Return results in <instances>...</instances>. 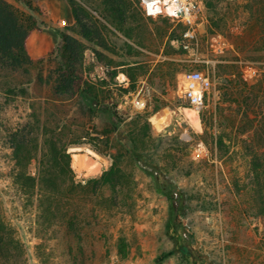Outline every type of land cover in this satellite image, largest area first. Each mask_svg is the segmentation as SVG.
<instances>
[{"label":"rangeland","instance_id":"374dc122","mask_svg":"<svg viewBox=\"0 0 264 264\" xmlns=\"http://www.w3.org/2000/svg\"><path fill=\"white\" fill-rule=\"evenodd\" d=\"M43 1L40 2L48 12L51 27L41 33L52 31V39L57 40L58 45L60 36L56 29L72 27L74 18L72 24L57 25ZM47 1L52 5L58 0ZM201 1L203 14L187 41L190 49L186 52L175 41L185 40L184 34L189 28L182 21L166 17L145 16L149 19V31L141 46L113 29L114 50L97 47L114 62L112 64L104 58L99 61L94 49L87 45L85 80L100 84V95L109 98L105 106L114 108L121 119V127L129 130L138 144L145 141L151 156L146 163L133 162L127 156L120 158L128 186L122 190L117 188L116 193L104 190L105 197L113 195L117 207L107 212L98 206L99 219L84 225L82 240L65 229L58 228L52 233L54 226L51 230L46 229V233L40 232V227L38 231L37 203L28 202V197L12 183L6 140V132L24 123L31 110L29 105L37 103L38 106V102L26 100L5 107L4 99L0 97V219L9 226V235L16 240L7 264H106L112 256L141 264H191L194 252L190 250V257H186L179 251L178 243L171 236V219L175 229L188 236L191 244L197 243L209 264H264V218L257 215L258 201L249 191L256 176L252 157L244 151L239 156L234 148L223 154L211 147L215 136L222 134L231 139L233 145L241 139L247 140L249 135L253 136L257 123L264 119L262 108H251V113L259 114L258 117L249 114L252 126L248 124L251 122L248 118L242 119L241 114H236V108H225L221 114L216 108L222 101L221 95L229 92L226 89L229 83L240 85L238 90L249 94V87L256 84V73L262 67L257 61L260 55L247 49L241 53L230 43V40L235 41L233 33L241 34L243 30L240 25L243 18L238 17L241 0H228L234 2L231 12H223L226 19L220 16L226 27H217L210 22L207 0ZM65 2L68 4L67 0ZM138 7L141 9L139 3ZM48 40L47 45L51 46L50 36ZM235 42L239 47L242 44L240 40ZM33 43L37 46L40 41ZM57 45H53L52 51ZM249 56L256 58L250 60ZM237 58L243 61L238 62ZM246 61H250L249 70L254 76L246 77L247 86L243 82L240 84L239 77L230 81V77L218 76L224 71V68L216 70L218 64L225 66L224 75L237 74L238 70H246ZM188 71H202L213 82L199 111L198 126L188 118L190 111L187 110L192 107L184 102L179 87L180 76ZM39 94L38 90H29L28 97ZM49 108H57L54 121L67 123L75 134L73 138L80 140V144L69 149L71 168L77 180L86 184L100 178L112 166V154L118 155L123 150L115 145L111 149L106 147L108 138L110 144H115L114 135H102L110 126L109 116L87 112L81 116L80 108H86L82 99ZM146 117L151 126L147 137L144 132ZM238 123L246 127L242 137L234 128ZM208 129L213 132V137L207 141L204 135ZM95 146L108 152L101 154ZM74 155H81L85 171L73 166ZM158 168L176 187L173 202L157 185ZM180 194L184 195L183 202ZM89 200L86 210L96 201Z\"/></svg>","mask_w":264,"mask_h":264},{"label":"trees","instance_id":"16d2710c","mask_svg":"<svg viewBox=\"0 0 264 264\" xmlns=\"http://www.w3.org/2000/svg\"><path fill=\"white\" fill-rule=\"evenodd\" d=\"M40 1L0 0V97L4 99L5 107L26 100L38 102V106L37 103L29 105L31 110L24 123H19L14 129L6 132L10 152L9 172L13 185L22 195L28 197L27 201L37 203L38 231L41 228L40 232L46 233V229L51 230L54 226L52 233L58 228L65 229L82 240L84 225H91L99 219L98 206L107 212L117 207L113 195L105 197L104 190L116 193L117 188L128 186L120 158L127 156L133 162L146 163L151 156L145 141L138 144L133 134L121 127V119L114 108L105 106V101L109 98L100 95V84L85 80L84 54L89 45L94 49L99 61L104 58L110 64L114 63L99 52L97 47L105 51L114 50L111 39L115 36L113 29L127 40L141 46L145 34L149 31V19L145 17L142 6L141 9L138 7L141 0H67L74 25L57 28L60 41L56 49L49 54L32 58L30 43L33 34L51 27L48 24V12ZM228 3L229 5H226ZM232 4L234 2L230 3L228 0H207L210 22L217 27H226L220 16H225L226 19L223 12H231ZM239 5L241 14L238 17L243 18V24H240L243 30L241 34L233 33V37L242 44L239 47L235 41L230 40V43L241 53L244 49L252 54L259 53L257 61L263 69L261 67L256 73V84L249 87V94L238 90L240 85L229 83L226 87L229 92L220 94L222 101L216 108L220 114L225 108H236V114H241L242 119L248 118L247 120L251 121L248 124L252 126L253 120H250L249 116L254 114L258 117L259 114L256 111L251 113V108H262L264 111V0H241ZM180 49L185 51L182 47ZM249 57L250 60L256 58ZM236 61L243 60L237 58ZM246 62L245 65L250 66V61ZM233 67L237 69V66ZM223 68L224 71L218 76L225 79L230 77V81L239 77L240 84L243 82L247 86L245 69L238 70L237 74L224 75L225 66L218 64L216 70ZM29 90H38L41 94L28 97ZM76 99L84 100L86 106L84 109L80 108L81 116L86 112L102 117L109 116L110 126H107L102 135H114L115 144H110L108 138L106 147L111 149L115 145L123 149L118 155L112 154L113 164L100 178L89 180L86 184L77 180L71 168L69 149L80 144V140L73 138L75 134L67 123L54 121L53 118L57 115L54 110L57 108H49ZM150 128L149 118L146 117L145 137ZM234 128L239 137L246 134V127L240 123L234 125ZM212 133L211 129L206 130L204 139L208 141L209 137H213ZM206 140L204 142L207 144ZM230 140L226 139L224 134L215 136L211 147L223 154H228L234 148L239 156L247 152V155L252 157L256 176L249 191L258 201L257 215L264 218V119L257 123L253 136L249 135L247 140L241 139L234 145ZM95 150L101 154L108 152L97 146ZM218 160L226 163L222 158ZM160 171L162 169L158 168L157 185L168 200L173 202L176 187ZM89 199L96 201L94 206L86 210ZM180 199L183 202V194H180ZM172 221L171 219V236L178 243L179 251L186 257H190V250L194 252L191 264H209L207 256L200 252L197 243L191 244L188 236L176 230ZM14 242L16 240L9 235V226L0 219V264L9 262Z\"/></svg>","mask_w":264,"mask_h":264},{"label":"built area","instance_id":"2783aa9c","mask_svg":"<svg viewBox=\"0 0 264 264\" xmlns=\"http://www.w3.org/2000/svg\"><path fill=\"white\" fill-rule=\"evenodd\" d=\"M141 6L147 17L157 19L166 17L172 21H182L189 28L184 34L185 40L175 41L184 50L190 49L187 42L192 37L197 21L203 14L201 0H141ZM249 66L245 70L247 78H252ZM180 91L185 103L189 104L198 113L204 106L206 96L210 92L213 82L211 78L202 71H188L180 76ZM186 110V109H185ZM106 264H141L136 261L121 260L118 256H112Z\"/></svg>","mask_w":264,"mask_h":264},{"label":"crops","instance_id":"0c3cea01","mask_svg":"<svg viewBox=\"0 0 264 264\" xmlns=\"http://www.w3.org/2000/svg\"><path fill=\"white\" fill-rule=\"evenodd\" d=\"M44 5L48 7L49 12L52 14V19L56 22L57 25H60L61 27L67 23L72 24L73 23V16L72 12L66 4L65 0H58L57 4L54 2V4H50L47 0L43 1ZM58 7L62 8V11L59 10ZM64 12V14H63ZM51 37V46L47 45L48 37ZM54 35L52 34V31L48 33H34L32 36V43L30 45V55L32 58H37L40 56H43L47 54L48 52L52 51L54 46L57 45V40H53L52 38ZM40 41V43L36 46L34 45V41ZM54 45V46H53Z\"/></svg>","mask_w":264,"mask_h":264},{"label":"bare ground","instance_id":"6f19581e","mask_svg":"<svg viewBox=\"0 0 264 264\" xmlns=\"http://www.w3.org/2000/svg\"><path fill=\"white\" fill-rule=\"evenodd\" d=\"M187 111V115L188 118L190 119V121L194 124V126H198V117H199V113L197 110L190 108ZM73 166L77 169H79L80 171L84 170L85 171V167H84V163L82 162V157L81 155H74L73 157ZM95 168V167H94ZM89 169V168H88ZM87 169V170H88ZM89 172V171H88ZM86 174V173H85ZM91 174V173H90ZM83 177V176H82Z\"/></svg>","mask_w":264,"mask_h":264},{"label":"water","instance_id":"95a60500","mask_svg":"<svg viewBox=\"0 0 264 264\" xmlns=\"http://www.w3.org/2000/svg\"><path fill=\"white\" fill-rule=\"evenodd\" d=\"M185 102H186V100H185Z\"/></svg>","mask_w":264,"mask_h":264}]
</instances>
